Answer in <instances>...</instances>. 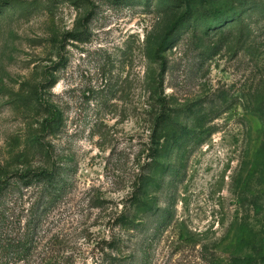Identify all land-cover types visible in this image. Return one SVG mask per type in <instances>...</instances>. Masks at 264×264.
Listing matches in <instances>:
<instances>
[{"label": "rangeland", "instance_id": "rangeland-1", "mask_svg": "<svg viewBox=\"0 0 264 264\" xmlns=\"http://www.w3.org/2000/svg\"><path fill=\"white\" fill-rule=\"evenodd\" d=\"M5 2L0 206L12 207L43 169L73 183L28 264L137 258L143 234L121 217L136 215L132 194L148 172L163 105L190 127L195 113H214V132L170 191L173 220L150 247V264H264V116L255 111L264 108V0ZM157 200L171 203L166 191ZM9 216L16 235L17 208Z\"/></svg>", "mask_w": 264, "mask_h": 264}, {"label": "trees", "instance_id": "trees-1", "mask_svg": "<svg viewBox=\"0 0 264 264\" xmlns=\"http://www.w3.org/2000/svg\"><path fill=\"white\" fill-rule=\"evenodd\" d=\"M203 1L209 5L213 0ZM8 4L10 3H0V11ZM194 19L197 20V18ZM189 20L190 15L182 17L174 25L170 34H174L179 30L181 22ZM209 30L210 26L207 27V32ZM163 107L164 109L156 122V129L151 138L152 149L149 156L151 161L146 165L148 172L144 175L145 180L142 185L136 186L132 194V203L136 215L134 218L121 217V220L132 228L131 230L143 234V243L140 246L137 258L127 260V258L117 256L112 259V264L151 263L150 247L173 220L174 193L170 195V191L177 183L186 178L187 164L192 153L203 145L214 132V128L209 125V122L215 118L214 113H204V111L195 113L193 115L194 125L190 127L177 121V118L180 117L177 111L169 109L167 105H163ZM196 107V105L192 106L190 111H194ZM255 111L264 116V108L261 104L256 107ZM58 118L59 113L53 111L50 123L58 122ZM176 154L178 155V162L171 163V158ZM167 177H170L168 181ZM28 181L30 183L28 182L26 187H19L17 194L12 195V207L3 208L0 206V228L3 229L0 235V264H28L36 250V246L39 244L37 240L42 232L43 222L56 206L65 199L67 192L73 186V183L68 179H62L60 173L54 171V168L40 170ZM6 185V182L0 184V197L6 189ZM30 187L32 189L28 190ZM150 188H153L154 192L152 200H143L142 197L145 196L143 194L148 192ZM163 191H166L168 200L171 203L165 208H160L157 199ZM32 199L35 201H32L27 209L26 205L31 203L30 200ZM16 208L17 234L14 235L16 227L14 222L10 220L9 211ZM26 210L30 214L26 217L23 225L22 214ZM152 219L156 220L152 221ZM6 222H8V229L4 228ZM208 263L215 264V261L210 260Z\"/></svg>", "mask_w": 264, "mask_h": 264}]
</instances>
